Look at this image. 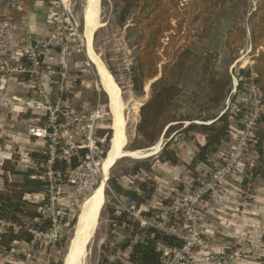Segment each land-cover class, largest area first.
<instances>
[{
  "label": "trees",
  "instance_id": "obj_1",
  "mask_svg": "<svg viewBox=\"0 0 264 264\" xmlns=\"http://www.w3.org/2000/svg\"><path fill=\"white\" fill-rule=\"evenodd\" d=\"M186 1L116 0L115 6L120 8L117 17L118 24L123 26L131 18L138 30L134 60L130 69L132 91L136 94L140 93L143 91L146 82L153 81L150 86V98L139 110V122L136 126V132L142 142L139 144V149L150 148L160 139L162 130L170 124L164 123V116L172 104L182 95V87L177 80L171 78V73L174 67L181 71L188 60L184 52V43L180 44L181 40H188L190 35L188 31L183 39H180L182 29L189 28V26L187 27L188 19L186 16L190 14L195 20L198 18L200 11L208 13V7L217 9L220 8V4L223 2L226 4L227 11L232 19V26L224 32V46L233 54V46L242 39L241 19L246 6L245 0H188V3ZM255 1L250 37L251 52L255 54L258 51V54L253 57L252 69L243 71V79L239 80L238 87H241L245 82L252 81L261 94V100L264 104V0ZM184 3L186 4L184 5ZM233 60L234 58L231 57L230 61ZM25 67H27L26 62ZM201 75L205 84V101L209 104L219 105L224 101L230 88L229 75L226 73L218 75L214 67L208 68L207 60L201 66ZM210 120L212 122L206 124ZM239 120V114L231 117L226 113L211 119L188 116L176 120L174 126L169 125L164 130L163 139L165 141L171 135L173 136L164 143L158 157L136 162L130 175L136 176L142 172L148 176H155L157 172L153 168L155 162L160 164L178 163L177 152L171 148V145L178 140L193 143V134L204 137V144H196V151L188 164L185 165L188 170L196 174L199 166L210 165L212 155L223 142L228 140L232 129L239 130L242 128ZM196 121L201 123L197 124ZM184 122H188L185 128L182 126ZM98 133L99 135H106V145L102 156L104 159L109 149L112 132L110 129L104 128L99 129ZM263 144L264 127L255 145L260 160L263 156ZM30 157L39 166L44 163L46 158L43 152L31 153ZM70 165L72 167L76 165L75 157L71 159ZM57 168L65 171L67 166L62 162L57 165ZM3 172L4 174L13 172V165L4 162ZM258 173H256V169L249 171V175H252V177ZM2 178L0 220L8 225L4 227L3 232H0V252L5 253L9 252L15 244L29 245L33 237L30 231L32 229L44 231L48 227V222H40L38 212L40 204L31 203L26 199L30 194L42 192L43 184L40 181L32 179L29 175L23 176L21 182L9 181L5 175H2ZM108 183L112 186V191L116 195L126 193L114 178H110ZM251 183V179L244 178L242 186L244 189H248ZM154 192L155 183L148 180L142 182L137 189H132L126 194L130 195L137 204H143L147 200L153 199ZM147 216V214H144V217ZM108 219L112 228L123 227L129 235L126 239L114 245L112 249L105 247L103 249L105 256L100 259L98 264H123L119 260L112 261L110 256L116 252L125 251H128L127 262L130 264H160L161 248L181 246L182 242L179 239L169 235L164 230L154 226L142 227L138 220L118 209H109ZM75 220L73 218L68 226H73ZM66 241L67 238L62 239L63 249ZM55 264H62V255Z\"/></svg>",
  "mask_w": 264,
  "mask_h": 264
},
{
  "label": "rangeland",
  "instance_id": "obj_2",
  "mask_svg": "<svg viewBox=\"0 0 264 264\" xmlns=\"http://www.w3.org/2000/svg\"><path fill=\"white\" fill-rule=\"evenodd\" d=\"M245 1L246 6L244 7V13L241 19L243 35L241 41L233 46V54H231V51H229L223 44L224 32L226 31V29H230V27L232 26V19L227 11L225 3L222 2L220 4V8L217 9H210L208 7V13H202V11H200L198 18L195 20H193V17L190 14L186 16L188 19L187 27L189 26V28L182 29L180 39H183V36H185L188 31L190 35L188 37V40H181L180 44L184 43L183 45L185 46V49H183L185 50V56L188 57V60L186 65L181 68V71L174 67L171 73V78L177 80L179 82V85L182 87V95L169 108L168 112L164 116L163 121L166 124L170 123L169 125L174 126L176 124V120H180L188 116H199L203 119H211L215 116H220L223 113H226L231 117L239 114V124L242 126V128L239 130L236 128L232 129L228 140L225 141L229 142L230 140H232L231 138L233 134L235 135V137L239 135V132L243 129V125L247 123L245 122V119L249 118L250 114H254L255 112L259 113L261 111L262 113L259 119V124H257L254 129V138L249 142L246 155L244 157V160L242 161L243 165L240 166L245 169L243 179H251L252 183L250 184V188H252L256 183V179L258 177L264 179V144L262 146L263 156L261 160L255 150V145L258 142V137L263 132L264 108L259 109L260 104H258V101L261 100V97L259 98L260 93L252 81L245 82L241 87H238L239 80L243 79V71H246V69H252L253 57L254 55L258 54V51H256L255 54L251 52L250 37L253 26L252 13L255 10L256 1ZM186 3H188V0L186 1ZM186 3H184V5ZM83 4L84 0H71V10L78 25V29L77 37L75 41L72 42L70 56L72 55L71 60H73L74 62H81L82 64L81 66L79 64L78 67L83 69L82 78L85 81H83L82 85L86 87L85 89H87V91H82L83 89H81L79 83L76 86V83H74V81L77 79V76L73 75L72 72L69 75L70 78L68 77L65 80L66 82L64 83L63 91L59 92V84L55 85V93L50 100L52 104H55L59 99L60 103L58 105L62 110L66 112L73 111L76 115L79 116L86 115L89 112L98 109L100 111V114H102V118L98 119L97 125L101 126V129H109L111 125V116L109 115L108 98L105 93L100 90L93 66L87 61L82 47V44H84L82 19ZM115 4L116 0H100L99 19L101 24L92 35L91 39L94 51L100 56V59L104 63L108 73L116 84L121 101L124 104L123 113L126 118V124L124 125L127 136V149L131 153V151L134 150H142L139 149V144H141L142 142L139 140V136L136 132V126L139 122V110L141 108V105L150 98V86L153 81L146 82L143 91L140 93L136 94L132 91V86L130 83V69L134 60L133 58L137 44L138 30L131 18H129L126 24L123 26H120L118 24L117 17L120 8H116ZM186 10L188 11V9ZM231 57L234 58L232 62L230 61ZM206 60L208 61V68L211 69L212 67H214L218 75H224L226 73L227 75H229L231 80L230 88L225 96V99L219 105L209 104L207 103V101H205L204 98L205 84L202 80L203 78L201 75V66ZM59 72L60 71L57 72L58 76ZM67 75L68 74H66V77ZM66 87L70 88L66 89ZM64 89L66 90L64 91ZM63 101H65V103ZM262 106H264L263 103ZM211 122L212 121L210 120L206 124H210ZM42 123L43 118L39 124H33L31 127L40 126L42 125ZM195 123L200 124L201 122L196 121ZM169 125H167L166 128ZM187 125L188 122H184L182 124L184 128ZM166 128H164V130ZM164 130H162L160 139L156 142L155 145L159 144L158 142L162 140L161 138L164 135ZM195 136L197 135L193 134V137ZM74 141H79L78 136H76ZM184 144L186 145L187 142L183 141V143L176 144V146H174V150H176L177 153H179L180 150L184 151V148L186 147ZM223 144L224 142L221 145ZM230 147L226 148L222 156L220 157H223L229 151ZM190 148H192V145ZM195 151L196 148L194 147V149L192 150V155ZM214 155L215 154H213L211 157L210 165L199 166L196 170V174L189 170L190 172L187 174L190 177L188 179L184 178L186 180V182L184 183L179 182V185L181 186L180 191H175L174 189L173 191H175L176 193H174L172 199L168 200L165 204L167 206H170V209L168 210L167 208H165L160 212L154 213L152 218L154 222L153 224L159 227H168L170 223L173 224L178 221L179 213L178 215L176 214V209L182 195L188 190L191 185H193V183L199 177L204 175L208 171V169L221 162V158L216 159L214 158ZM135 159L138 158L121 157L120 160L113 162L110 167L109 175L104 186V201L101 207L102 209H100L101 212L96 227V232L88 245L85 260L86 264H98L100 259L105 256L103 254V249L105 247L112 249L114 245L126 239V237H128L129 235L128 231H126V229H124L123 227L112 228L110 226V222L108 219L109 209H118V203L115 199V196L117 195L112 191V186L108 183L109 179L114 178V180H116L118 184L119 182H122V185L126 188L127 192L130 187H138L144 181L149 180L155 183L154 175L148 176L142 172L136 176L130 175L131 170L136 165V162L139 161ZM251 161H254V166H251ZM27 168L28 167H25L24 169L27 170ZM34 169L35 172H37L39 171L40 166L37 165ZM252 169H256V173H259L253 177L252 175L250 176L249 171ZM1 175H4V173L2 172ZM100 182L101 176L100 181L97 183L96 187ZM173 187L178 188L179 186L178 184H174ZM60 191V197L61 199H63L57 208L59 213V225L62 226V234L59 235L60 240L55 245L48 244V242L42 241L38 243L36 249H38L39 245L42 247H45L47 245L49 248L52 247L57 250L59 249V247H61V249L58 250L57 256L59 259V257L62 255L63 261L64 255L67 252V248L68 246L70 247L69 243L71 242L74 230V225H71L69 227L68 223L73 218L77 220V216L79 218V215L81 213L80 210L88 200L92 191L86 196L79 199L72 196L68 197V195L71 194V187H62ZM216 194L207 196L202 201L201 205L214 197ZM122 195L131 197L126 193H122ZM201 205L198 208L199 223ZM63 238H67L64 249L62 246ZM241 247L245 250H248V247H246L244 244H240L235 249V252ZM36 249L33 250V252H35ZM197 255L200 254L195 255L194 264H197ZM247 255L248 254H240L237 259H240ZM200 257L202 258L201 255ZM127 258L128 251L116 252L115 254L110 256V259L112 261L119 260L123 264H127ZM58 259L53 263H57ZM0 264H3V262L1 263L0 261Z\"/></svg>",
  "mask_w": 264,
  "mask_h": 264
},
{
  "label": "crops",
  "instance_id": "obj_3",
  "mask_svg": "<svg viewBox=\"0 0 264 264\" xmlns=\"http://www.w3.org/2000/svg\"><path fill=\"white\" fill-rule=\"evenodd\" d=\"M68 1L71 4V0ZM57 11L58 5L54 0H21L19 8L16 10L0 9L1 20L10 29L9 48L14 53V62L18 66V70L15 73H0V162L3 164L8 162L9 165L13 164V172L4 174L9 181L21 182L22 177L25 175H29L33 179L36 173L34 168H36L37 163L32 160L30 154L41 153L44 149L42 141L29 136V128L33 124H39L43 117L40 112L26 108V102L33 100L35 97L33 88L35 81L23 71L25 68L24 55L28 47H35L38 41L46 38L51 33L53 28L52 14ZM83 45L85 44H82V47ZM83 51L87 61L94 66L87 58L85 48H83ZM71 56L63 58L58 50L53 49L41 52L42 70L38 81L50 99L55 93V85L61 83L57 74L58 71L68 74L67 78L73 72L72 74L77 76L74 81L76 86L79 83V86L83 89L82 91H87L86 87L82 85L83 81H85L82 78L83 69L78 67L79 64L80 66L82 64L71 60ZM98 86L107 96V93L101 88L99 83ZM68 88L70 87H66V89ZM107 98L113 128V114L110 109L109 97L107 96ZM63 102L65 103V101ZM124 124L121 129H124ZM234 137L235 135L233 134L232 140L224 142L223 145L218 147L214 153V158H221L220 156H222L225 149L233 144ZM124 138L122 137L120 150L123 143H125ZM194 138L193 143L184 144L186 146L184 148L185 152L180 150L177 153L178 163L160 164L155 162L153 164V168L157 171L154 178L155 192L153 199L147 200L143 204H138L145 209L141 214V220H138L142 223V227L154 226L161 229V227L153 224V214L165 208L169 210L170 206L164 205V203L172 199L176 190L180 191L179 182L184 183L186 182L184 178L188 179L190 177L187 174L190 171L185 165L191 160L192 150L196 144H204L203 136L197 135ZM161 139L158 142L159 144L142 149L140 152L146 151L143 157L134 155L135 152L139 151L134 150V152L130 153L128 149L127 153H129V156H123V154L120 156L138 158L135 160L139 161L155 159L160 154L164 143L169 140L165 141L163 137ZM179 143H183V141L174 142L171 148L174 149V146ZM191 145L192 148H190ZM118 159L120 160L119 156L113 162ZM254 165V161H251V166ZM25 167H28L27 170L24 169ZM244 170L243 167H239L225 181L217 194L201 205L200 227L210 251L217 256L223 257L225 264H264V179L258 177L252 188L244 189L242 186ZM119 184L127 193L122 182H119ZM174 184H178L179 187H173ZM137 188L130 187L128 192ZM174 189L175 191H173ZM40 196L41 193H34L28 195L26 199L31 203L38 204ZM124 197L128 198V196L121 194L115 196V199L122 200ZM103 201L104 195L99 210ZM144 214L148 216L144 217ZM240 244L248 247V255L237 259L235 257V249ZM57 253V249L49 248L47 245L45 247L39 245L38 249L33 252L27 245L15 244L9 252H0V261L3 264H51L58 259ZM196 260L197 264H205L200 255L196 256Z\"/></svg>",
  "mask_w": 264,
  "mask_h": 264
},
{
  "label": "built area",
  "instance_id": "obj_4",
  "mask_svg": "<svg viewBox=\"0 0 264 264\" xmlns=\"http://www.w3.org/2000/svg\"><path fill=\"white\" fill-rule=\"evenodd\" d=\"M58 5V11L52 14V31L44 39L37 42L35 47H28L24 58L27 67L24 73L34 79L33 88L35 99L26 102V108L39 111L43 117L40 126H33L29 129L31 138L44 143L43 153L45 161L41 164L39 171L33 179L43 184L39 199L38 209L40 222H48V227L42 231L32 229V241L28 248L36 249L38 243L44 241L55 245L60 236L57 231L59 225L58 206L61 199V188L71 187L72 196L77 199L89 194L100 181V166L103 160L106 135H99L101 126L97 125L99 118H102L100 111L94 110L86 115H76L75 112H66L59 107V99L55 104L51 103L48 94L38 81L42 68L41 52L46 50H58L63 58H68L72 49V42L77 37L78 25L72 14L71 5L68 0H54ZM21 0H0V9L16 10ZM10 29L1 20L0 14V73L12 74L18 70L14 62V53L9 48ZM254 77V75L252 74ZM61 83L59 92L63 91L64 82L67 79L64 72L59 73ZM261 94H259V98ZM260 108L261 100L258 101ZM261 111L250 114L247 122L239 135L235 137L229 151L221 157V162L199 177L193 185L182 195L177 206L176 214L179 218L176 223L169 227L160 226L169 235L179 239L181 246L163 247L160 249V264H194L195 255L200 254L206 264H224L223 257L217 256L209 249L199 223V212L202 201L210 195L218 192L242 164L249 146L254 138V129L259 124ZM78 136L79 141H74ZM76 159V165H70L71 159ZM64 162L67 166L65 171L57 168L59 163ZM3 163L0 162V188L2 187ZM118 209L130 217L141 220V214L145 209L138 205L134 199L124 197L117 199ZM141 223V222H140ZM8 224L0 220V232ZM142 225V223H141ZM248 250L239 248L235 257L240 254H247ZM127 264H130L127 262Z\"/></svg>",
  "mask_w": 264,
  "mask_h": 264
},
{
  "label": "bare ground",
  "instance_id": "obj_5",
  "mask_svg": "<svg viewBox=\"0 0 264 264\" xmlns=\"http://www.w3.org/2000/svg\"><path fill=\"white\" fill-rule=\"evenodd\" d=\"M86 9L84 11L85 29H84V44L83 48L86 49V55L89 61L94 65L96 75L98 77V83L101 88L107 93L109 97L110 109L113 116V128L112 124L110 128L112 129V141L111 147L101 162V182L92 191L86 203L81 208L80 218L77 219L76 225L74 227V233L71 238L70 247L68 248V253H65L64 264H82V260L85 256V246L92 238L95 225L97 223V218L99 216L103 191L106 179L109 175L110 166L112 162L116 160V157L120 155H128L129 153L123 152L124 144L122 145V151L120 150V145L122 143V137L124 136V129L122 128L123 123H125V118H122V112L124 109V104L120 100L119 91L114 83L112 77L108 73L104 63L100 59V56L94 51L92 45V35L99 28L101 24L99 19V4L100 0H86ZM86 42V43H85ZM125 139V138H124ZM124 142V141H123ZM126 142V141H125ZM157 148V147H156ZM148 153V152H147ZM145 152H135L134 155L137 157H143ZM122 156V157H123ZM86 264V263H85Z\"/></svg>",
  "mask_w": 264,
  "mask_h": 264
},
{
  "label": "water",
  "instance_id": "obj_6",
  "mask_svg": "<svg viewBox=\"0 0 264 264\" xmlns=\"http://www.w3.org/2000/svg\"><path fill=\"white\" fill-rule=\"evenodd\" d=\"M86 6H87V4H86V0H84V4H83V11H82V19H83V29H84V11H85V9H86ZM99 8H100V4H99ZM120 100H121V98H120ZM143 105V104H142ZM141 105V106H142ZM123 116H124V118H125V115H124V113H123ZM126 119V118H125ZM126 124V123H125ZM109 129L111 130V132H112V129L109 127ZM124 136H125V144H124V147H123V151H124V153H125V151L127 152V136H126V131H125V125H124ZM112 137H113V135L111 134V139H112ZM111 139H110V141H111ZM109 149H110V142H109ZM109 151V150H108ZM108 151H107V153H108ZM131 152H134V151H131ZM107 153H106V155H107ZM119 160V159H118ZM117 160V161H118ZM115 164V163H114ZM102 209V208H101ZM100 212H101V210H100ZM99 216H100V213H99ZM99 216H98V219L97 220H99ZM77 218H78V216H77ZM77 221V220H76ZM97 224H98V221H97V223H96V225H95V228H94V231H93V235H92V238H93V236H94V234H95V232H96V227H97ZM75 225H76V222H75V224H74V227H75ZM58 233H59V235L60 234H62V226L61 225H59V227H58ZM73 233H74V230H73ZM91 238V239H92ZM91 239L90 240H88V242H87V244H86V246H85V256H84V258H83V260H82V264H85V260H86V255H87V250H88V245H89V242L91 241ZM70 244V243H69ZM68 248H69V246H68ZM68 248H67V253H68ZM66 253V254H67ZM66 256V255H65ZM65 256H64V258H65ZM64 258H63V261H62V264H64Z\"/></svg>",
  "mask_w": 264,
  "mask_h": 264
}]
</instances>
